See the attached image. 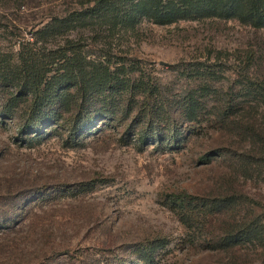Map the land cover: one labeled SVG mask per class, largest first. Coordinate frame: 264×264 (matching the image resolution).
<instances>
[{"label": "rangeland", "instance_id": "1", "mask_svg": "<svg viewBox=\"0 0 264 264\" xmlns=\"http://www.w3.org/2000/svg\"><path fill=\"white\" fill-rule=\"evenodd\" d=\"M96 1L0 0V264H264V241L225 243L264 223V167L234 160L258 156L237 122L264 112V28L146 19L36 41ZM70 47L110 66L109 85L65 79L71 94L40 106L20 57L47 70Z\"/></svg>", "mask_w": 264, "mask_h": 264}, {"label": "trees", "instance_id": "2", "mask_svg": "<svg viewBox=\"0 0 264 264\" xmlns=\"http://www.w3.org/2000/svg\"><path fill=\"white\" fill-rule=\"evenodd\" d=\"M204 17L236 19L244 25L264 28V0H97L93 5L76 9L63 17L53 18L36 31L35 39L37 42H47L64 34L70 36L74 30L93 28L97 25L121 26L132 30L146 19L156 24L170 25L181 20ZM68 42L72 43V40L68 39ZM70 48L63 49V53L53 59L52 67L47 70L41 66L34 54L20 57L21 64L16 65L18 78L22 79L24 85L31 86L35 103L38 102L40 106L46 104L49 96L52 98L49 100L59 102L64 95L71 94L68 88L66 93H62L65 92L62 86L65 79L75 80L72 86L78 93L93 92L96 88L109 85L110 82L106 79L111 73L110 66L88 58L89 55L84 54L81 48ZM7 69L9 68L5 71ZM52 72L53 74L49 75ZM24 73L25 77H20V74ZM261 86L264 91V84ZM262 101L264 103V99ZM202 107L197 99L190 96L185 102L184 112L190 120H197ZM237 124L249 138V143L258 156L248 158L247 152L237 155L234 159L236 165L243 173H246L250 166L259 170L264 167V112L250 114L241 118ZM253 241H264V223L260 218L251 224L238 225L225 238L226 244L234 245Z\"/></svg>", "mask_w": 264, "mask_h": 264}]
</instances>
